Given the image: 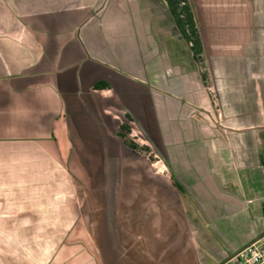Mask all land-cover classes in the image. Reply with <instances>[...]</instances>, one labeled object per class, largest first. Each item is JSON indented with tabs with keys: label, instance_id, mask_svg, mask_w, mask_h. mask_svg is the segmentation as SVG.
<instances>
[{
	"label": "crops",
	"instance_id": "0c3cea01",
	"mask_svg": "<svg viewBox=\"0 0 264 264\" xmlns=\"http://www.w3.org/2000/svg\"><path fill=\"white\" fill-rule=\"evenodd\" d=\"M189 1L206 79L166 0H0V264H34L24 191L57 159L102 162L46 264H219L264 233V0ZM110 101L162 166L104 163Z\"/></svg>",
	"mask_w": 264,
	"mask_h": 264
},
{
	"label": "rangeland",
	"instance_id": "374dc122",
	"mask_svg": "<svg viewBox=\"0 0 264 264\" xmlns=\"http://www.w3.org/2000/svg\"><path fill=\"white\" fill-rule=\"evenodd\" d=\"M197 62L200 67L203 68V73L207 74V71L204 69L205 65L203 60ZM102 95L105 97L113 96L111 91H104ZM121 107L122 106L116 101L105 102L103 107L104 115L113 123L111 129L107 128V133L109 134H107V138L105 139L104 151L109 154V159L105 160L104 163L108 164V162L115 161L118 162L121 167H143L146 162L148 165L152 164L153 167L162 166V164L158 162L159 158L155 156L158 152V146L154 143L153 137H156H152L148 131L144 130L145 128H140L127 122L125 116L127 113L122 110ZM117 114H121V117L116 119L115 116H117ZM118 124L119 126L123 124L131 126L129 133L124 132L127 134L129 141L135 142L140 146H149L150 149L133 150L125 146L122 139L117 134L119 132L116 131ZM73 135L78 137L75 138L73 136L75 139L80 140L79 129H75ZM75 145L76 149L81 152L88 150L91 152L96 151L95 144L85 145L82 142H78L74 144V146ZM101 162L102 161H97L95 159L81 160L80 166L85 167L89 170V173L92 174L90 176L87 175V181L85 180L86 176L76 175L74 171L72 174H69V161L64 163L61 159H57L55 162L56 171L54 177L46 176L42 172V169L39 170L40 172L37 175L28 177L27 182L31 183V180H33L32 183L38 186H35V189L30 191L25 189L23 206L24 222L18 226L20 228L22 226L24 232H34L36 234H34L35 237L39 235V240L22 241L25 252L27 251L26 248H31L32 243L35 245L34 247L38 249L36 256H34V264H46L49 262L53 250L64 243V233L70 231L71 218L80 215L82 200H94V196H91L86 190L90 186L91 188L93 185L96 186V176L93 175V172L97 167H101V165H99ZM48 181H50V183H48ZM2 242L5 244V241ZM16 246L21 248L20 241H7V247L9 249ZM31 258L32 257H27L25 255V263L27 262L26 259H29V263H31Z\"/></svg>",
	"mask_w": 264,
	"mask_h": 264
},
{
	"label": "trees",
	"instance_id": "16d2710c",
	"mask_svg": "<svg viewBox=\"0 0 264 264\" xmlns=\"http://www.w3.org/2000/svg\"><path fill=\"white\" fill-rule=\"evenodd\" d=\"M169 6L170 13L181 32L184 39L190 44L193 51L194 58L197 61L203 60L204 46L200 31L197 26L194 11L189 0H166ZM207 74L203 73V78L206 79ZM95 89H107L110 88V84L105 80H99L94 84ZM127 120H130L129 115L126 114ZM131 126L128 124L121 125L122 132L119 135L123 138L124 143L132 149L149 150V146L142 145L129 141L127 134L129 133ZM263 214H264V203H263Z\"/></svg>",
	"mask_w": 264,
	"mask_h": 264
},
{
	"label": "built area",
	"instance_id": "2783aa9c",
	"mask_svg": "<svg viewBox=\"0 0 264 264\" xmlns=\"http://www.w3.org/2000/svg\"><path fill=\"white\" fill-rule=\"evenodd\" d=\"M219 264H264V233Z\"/></svg>",
	"mask_w": 264,
	"mask_h": 264
}]
</instances>
